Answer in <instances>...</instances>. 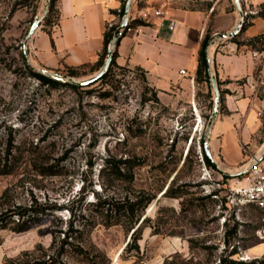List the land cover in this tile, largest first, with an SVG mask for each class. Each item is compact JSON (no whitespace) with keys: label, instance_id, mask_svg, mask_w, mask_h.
I'll list each match as a JSON object with an SVG mask.
<instances>
[{"label":"rangeland","instance_id":"obj_1","mask_svg":"<svg viewBox=\"0 0 264 264\" xmlns=\"http://www.w3.org/2000/svg\"><path fill=\"white\" fill-rule=\"evenodd\" d=\"M136 3L153 10H165L167 3L205 11L209 37L237 22L229 16L236 13L232 0ZM48 6L49 0H0V264L263 260L264 208L233 199L231 177L204 160L213 109L209 74L201 79L195 74L193 87L178 84L171 91L150 86L140 69L118 65L104 81L76 89L41 84L31 75L39 70L24 57L22 41L35 19L42 17L38 29L56 22V3L50 11ZM248 20L244 15L243 24ZM245 42L240 31L235 42L214 44L218 50L230 43L247 47L238 45ZM261 47L255 42V49L248 48ZM71 69L55 73L86 81L97 72L88 65ZM242 82L256 98V117L264 124V60ZM222 103L221 96L219 111ZM256 138L258 151L264 141ZM106 158L131 160L128 170L120 165L131 181L102 177ZM106 194L150 201L129 228L112 224L113 218L106 222L91 206ZM232 246L236 253L230 256Z\"/></svg>","mask_w":264,"mask_h":264},{"label":"crops","instance_id":"obj_2","mask_svg":"<svg viewBox=\"0 0 264 264\" xmlns=\"http://www.w3.org/2000/svg\"><path fill=\"white\" fill-rule=\"evenodd\" d=\"M239 1L249 15L247 24L241 29L242 37L248 41L264 35V15H257L264 0ZM55 3L56 22L47 29H37L27 44L30 62L48 73L62 68L93 66L103 48L106 26L116 25L118 18L112 13L120 8V0H55ZM151 10L148 3L138 5L132 0L128 22L142 20L141 13ZM229 16L232 23L235 16L237 21V10ZM208 20L209 14L205 11L183 10L166 3L161 17L150 16L142 20L146 26L131 27L119 38L115 63L140 69L148 84L160 91L177 89L178 84L186 89L193 87L198 50L207 33ZM231 27L223 30L230 31L234 28ZM216 46L209 47L208 56L212 73L219 83L223 110L211 124L209 146L220 171L233 177L255 156L264 153V142L257 151L259 140L256 137L260 135L264 141V124L255 112L257 100L249 95L245 82L238 83L252 76L256 64L264 60V50L253 51L254 57L249 46L236 47L230 43L218 50ZM227 47L232 51H224Z\"/></svg>","mask_w":264,"mask_h":264},{"label":"trees","instance_id":"obj_3","mask_svg":"<svg viewBox=\"0 0 264 264\" xmlns=\"http://www.w3.org/2000/svg\"><path fill=\"white\" fill-rule=\"evenodd\" d=\"M120 8H119V12L114 11L112 14H114L115 16H117L118 19H120L123 15V11H124V5H125V1L120 0ZM55 5V0H49V6H48V11H50L51 9H53ZM57 14V12H56ZM258 16L264 15V5H262L260 7V10L257 12ZM54 24V23H53ZM52 24V25H53ZM51 25V26H52ZM147 24L142 21V20H131L127 23L126 27L123 29L121 36H123L126 32L127 29L134 27V26H146ZM246 24L244 23L242 25V28H244ZM117 25H109L106 26V29L103 33V48L102 51L99 55V59L98 61L91 66L92 67V71H98L104 60L106 57V50H107V46L112 38V35L114 33V31L117 29ZM209 35H205L204 38L202 39L201 43H200V47L198 50V65H197V70H196V76L201 79V77L203 78H207L208 77V72H207V60H206V48H207V41H208ZM236 36L232 38V41L235 42ZM119 40V39H118ZM118 40L115 43V47L118 44ZM258 42L262 44V47L260 49H258L257 51H263L264 50V35L258 36L254 39L248 40L245 43H238V45H246L249 46L253 49L254 48V43ZM113 50V54H112V60L110 63V66L108 68V70L96 81H104L112 72V69L114 67H118L117 64L115 63V57H116V50ZM87 65H82L80 67H84ZM89 66V65H88ZM71 69V68H70ZM73 69H71L69 76H73L75 74L74 71H72ZM31 75L37 79L41 84H46V85H51L52 87L58 86V85H63V86H69L70 88L76 89L79 86L67 83V84H61L60 82L50 79L48 76L41 74L40 72H31ZM204 156V160L206 162V164L208 166L211 165L210 160L205 156V154L203 153ZM132 161L131 160H125V161H120V160H115L114 158H106L104 160V165L102 168V177L106 175V177L109 179H111V182L113 180H126L127 182L131 181V176L127 175L126 173L121 171V164H127L126 168L127 170L132 166L131 165ZM51 175H54L55 173H50ZM102 188L104 190V192H107V187L106 185L102 184ZM150 199L148 197L145 196H137L134 197V199L129 198V197H124L122 200L119 199H113V197H109L107 194L104 195L102 198L98 197L97 201L94 203H91V206L94 208V210H96L97 212H99L103 217L106 218V222H111V219L113 218L114 223L112 224H126L129 228H132L133 225H135L137 223V221L139 220V216H140V211L142 209H144L145 205L147 203H149ZM31 209L27 210L30 211ZM26 212V211H25ZM20 213V216H23V214L25 213ZM3 213H0V222L3 220ZM2 228V227H0ZM236 253V249L235 246H232V249L230 251V256ZM215 264H264V259L261 261H257L254 260L252 262H236V261H232L229 260L227 258H220L218 260L217 263Z\"/></svg>","mask_w":264,"mask_h":264},{"label":"water","instance_id":"obj_4","mask_svg":"<svg viewBox=\"0 0 264 264\" xmlns=\"http://www.w3.org/2000/svg\"><path fill=\"white\" fill-rule=\"evenodd\" d=\"M232 1L234 3L236 10H237V13H238V20H237L236 25L234 26V28L232 30H230L228 32H223V33L217 32V33L212 34L208 38L207 48H206L207 72L210 76V84H211V88H212V92H213V109H212V113H211V116H210L208 124H207L208 135H207V137L203 143V153L210 160L211 165L214 166L215 168H217L219 171H220V169L218 168V165L214 161L212 154L210 152L209 142H210L211 124L219 113V108H220V103H221V94H220V91L218 89V85L216 83V78L211 71L210 58L208 56V49L211 45L214 44V42L216 40L231 39L241 31V28H242V25L244 22L243 21L244 12L241 8L239 0H232ZM131 2H132V0H126L125 5H124V11H123L121 23L117 27V29L114 31L112 38H111V40L107 46L105 60L102 64L101 68L93 75V77L91 79L86 80V81H78L72 77H63V76H61L55 72L48 73L44 69H39V72L41 74L48 76L50 79L56 80L60 83H63V84L64 83H70V84H73V85H76L79 87L86 86V85L90 84L91 82L98 80L108 70V68L110 66V63L112 60L113 50L115 47V43L121 37L122 31L128 23V12H129V7H130ZM41 20H42V17L37 18L33 21V23L30 25V27H29V29H28V31H27V33H26V35L22 41V50H23V55L25 58L28 56L27 55V44H28L29 40L31 39V37L33 36L34 32L40 26ZM26 62H28V61L26 60Z\"/></svg>","mask_w":264,"mask_h":264},{"label":"built area","instance_id":"obj_5","mask_svg":"<svg viewBox=\"0 0 264 264\" xmlns=\"http://www.w3.org/2000/svg\"><path fill=\"white\" fill-rule=\"evenodd\" d=\"M123 1L126 2V0ZM117 12H119V9ZM162 15V9H154L150 13H141V19L148 20L150 16L161 17ZM244 15H246V12H244ZM228 49L232 51L231 47H228ZM252 55L256 56V53L253 52ZM179 73L183 75L184 71H179ZM231 181L233 199L240 204L264 208V153L255 156L238 175L231 177Z\"/></svg>","mask_w":264,"mask_h":264}]
</instances>
